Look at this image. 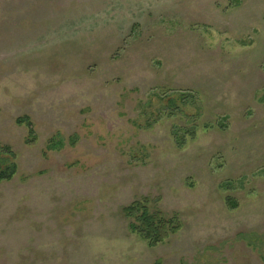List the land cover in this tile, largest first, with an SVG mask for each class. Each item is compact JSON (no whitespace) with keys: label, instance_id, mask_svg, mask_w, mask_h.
Here are the masks:
<instances>
[{"label":"rangeland","instance_id":"1","mask_svg":"<svg viewBox=\"0 0 264 264\" xmlns=\"http://www.w3.org/2000/svg\"><path fill=\"white\" fill-rule=\"evenodd\" d=\"M0 147V264H264V0H0Z\"/></svg>","mask_w":264,"mask_h":264},{"label":"trees","instance_id":"2","mask_svg":"<svg viewBox=\"0 0 264 264\" xmlns=\"http://www.w3.org/2000/svg\"><path fill=\"white\" fill-rule=\"evenodd\" d=\"M176 99V98H175ZM170 97L168 99V107L170 113L168 117L176 115V110L179 109L177 101ZM18 125H25L28 128L29 136L27 144L35 143V129L32 121L28 117H23L17 120ZM197 128L193 129L182 128L175 126L172 129V137L175 145L179 149L186 147L189 141H194L197 137ZM70 144L74 146L76 139L71 138ZM64 148L62 140L54 141L48 145L49 150H61ZM16 157L9 147H0V182L11 181L18 173ZM232 208H236V204L230 202ZM127 219L130 220V231L139 236L143 241L147 242L150 247H156L166 242L170 236L177 234L182 229V223L175 215L167 217L162 211L156 207H152L150 199H142L132 203L123 210Z\"/></svg>","mask_w":264,"mask_h":264}]
</instances>
